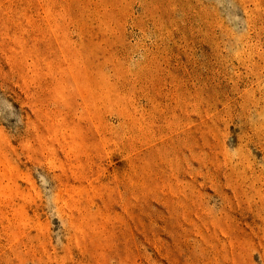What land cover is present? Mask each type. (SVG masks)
Instances as JSON below:
<instances>
[{
    "label": "rangeland",
    "instance_id": "rangeland-1",
    "mask_svg": "<svg viewBox=\"0 0 264 264\" xmlns=\"http://www.w3.org/2000/svg\"><path fill=\"white\" fill-rule=\"evenodd\" d=\"M0 264H264V0H0Z\"/></svg>",
    "mask_w": 264,
    "mask_h": 264
}]
</instances>
